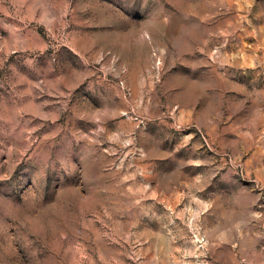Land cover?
<instances>
[{
  "label": "rangeland",
  "instance_id": "obj_1",
  "mask_svg": "<svg viewBox=\"0 0 264 264\" xmlns=\"http://www.w3.org/2000/svg\"><path fill=\"white\" fill-rule=\"evenodd\" d=\"M0 264H264V0H0Z\"/></svg>",
  "mask_w": 264,
  "mask_h": 264
}]
</instances>
